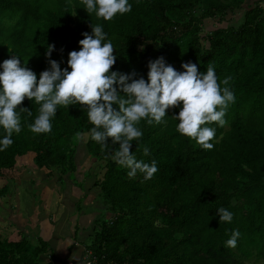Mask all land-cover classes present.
I'll return each instance as SVG.
<instances>
[{"label":"trees","instance_id":"16d2710c","mask_svg":"<svg viewBox=\"0 0 264 264\" xmlns=\"http://www.w3.org/2000/svg\"><path fill=\"white\" fill-rule=\"evenodd\" d=\"M128 3L131 11L106 21L87 13L82 0H0V64L15 55L39 79L50 67L45 53L53 45L50 59L63 70L69 52L80 50L83 33L92 34V26L99 25L106 33L102 43L110 41L114 48L111 71L135 72L136 79L147 80L149 62L160 57L177 71H184L181 65L187 62L201 73L211 65L218 82L231 77L228 87L235 97L223 127L204 125L215 129L213 148L179 134L172 116L180 107L168 109L163 123L141 120L137 127L142 136L131 142L137 161H155L158 171L150 180L139 171L130 178V169L111 158L118 144L109 139L105 148L91 139L94 125L86 107L57 106L52 130L37 134L29 125L40 105L25 98L16 109L21 131L0 151V175L20 166L18 157L30 152L33 166L64 182L65 174L71 178L80 167L83 144L91 167L103 170L100 179L94 178L101 206L87 246L101 263L245 264V259H264V0ZM207 20L215 21L213 28H207ZM4 136L0 127V139ZM8 191L6 184L0 197ZM219 208L233 214L230 223L220 222ZM233 230L240 233L237 245L226 247ZM29 236L23 233L18 241L0 236V264H52L44 263L54 257L48 242Z\"/></svg>","mask_w":264,"mask_h":264},{"label":"clouds","instance_id":"9594fccd","mask_svg":"<svg viewBox=\"0 0 264 264\" xmlns=\"http://www.w3.org/2000/svg\"><path fill=\"white\" fill-rule=\"evenodd\" d=\"M82 3L87 13L95 12L106 21L131 11L128 0H82ZM83 36L80 50L69 52L68 67L63 70L57 61L50 59L54 46L49 45L45 56L50 67L39 74V79L31 69L21 66V59L15 55L0 64V127L5 132L0 139V151L13 143L14 132L21 131L16 109L25 98L40 105L34 123L29 125L30 131L37 134L52 130L51 118L56 115L57 106L86 107L88 120L94 125L91 139L105 148L109 139L112 145L118 144L112 149L111 158L130 169L127 173L130 178L139 171L145 180H150L158 171L155 161L151 164L137 161L131 142L142 136L137 127L141 120L146 119L149 125L163 123L168 109L180 107L178 115L172 116L179 122L176 126L179 134L195 140L204 149L213 148L210 141L215 138V129L204 125H225L226 110L235 101L228 87L231 77L218 82L211 65L201 73L192 62L183 63L184 71H177L160 57L149 62L147 80L136 79L135 72L111 71L116 56L110 41L102 43L106 33L101 26H92V34L85 32ZM21 110L32 115L28 108ZM143 153L149 155V149L144 147ZM217 214L220 222L230 223L233 219L225 208H219ZM239 236V231L233 230L225 246L235 248Z\"/></svg>","mask_w":264,"mask_h":264},{"label":"crops","instance_id":"0c3cea01","mask_svg":"<svg viewBox=\"0 0 264 264\" xmlns=\"http://www.w3.org/2000/svg\"><path fill=\"white\" fill-rule=\"evenodd\" d=\"M252 1L253 0H250V2ZM23 157L24 156L18 157L17 162L19 163V165L21 164V162H25ZM26 168L29 167H13L5 169L2 175H0V188H2L6 184L8 185L9 179H16V174H21ZM32 168H35V170L40 169L38 167ZM46 175H48L47 172ZM48 176V179H46L45 177L43 179H46V181H42V183H40L43 195H47L49 191L50 194L51 191L53 192V189L51 188L54 187L55 183L51 182V180L53 181L54 179L52 178L54 177ZM80 179L84 180L83 175L80 177ZM90 181L86 183L87 188H89ZM68 183L69 185H72L70 182ZM74 188L77 189L80 187ZM48 189L51 190L48 191ZM87 190H85V192L83 191L84 194H86ZM8 197H10L9 191L5 196L0 197V236L3 239H7L8 241H18L23 233L33 232L34 235H39L48 242V244L50 245L52 256H54L50 259L45 260L44 263L51 261L52 264H86L85 248L87 246L80 244V242L88 239L90 234L93 232L95 220L94 215L88 213L86 214V212H77L76 210H72L69 213L67 212L68 210L64 212V209H62L61 213L57 216V213L52 210L53 207L51 206V203H47L48 209L52 208L51 210L53 216H46L45 214L47 213V211L45 210V206H43V211L40 210V212L42 211L41 214L43 216L40 213L38 214L37 211L39 210L35 208V212H33L36 215L31 214L29 217H24L21 214L20 210H15L16 207H14L13 203L14 199L12 198V200L9 202ZM43 200H46V197H43ZM74 204V207L76 208V202ZM26 225L31 227L30 232L26 229ZM32 226H35V228H33ZM78 236L80 237V242L77 241Z\"/></svg>","mask_w":264,"mask_h":264},{"label":"rangeland","instance_id":"374dc122","mask_svg":"<svg viewBox=\"0 0 264 264\" xmlns=\"http://www.w3.org/2000/svg\"><path fill=\"white\" fill-rule=\"evenodd\" d=\"M239 14L241 15L240 12ZM237 17L238 14H235L234 18L236 20ZM206 22L208 29L213 28V24H215V21L207 20ZM221 25H225V23ZM79 150L80 151L78 154L77 161L80 167H77V172L75 173V175L73 174L71 178H68V176L65 174L64 182L62 181L60 182L58 180L56 173L50 174V176L46 175V172L47 173L49 172L47 169L43 168L41 170L40 169L38 170L36 168L39 171L38 172L37 170H35V168H32V167H36V165L33 166V164H31L32 157L29 156L31 154L30 152L23 155L24 156L23 159L25 162H21L20 166L17 167H29V168L23 170L21 174L17 173L16 179L11 178L8 180V186L10 192V197H8V199L9 202L12 200V198L14 199L13 203H14V207H16L15 210L16 211L20 210L21 214L24 217H29L31 214L36 215L34 213L35 208L39 210L37 211V213L41 214V212L43 211L42 208L43 206H45V210L47 211V213L45 214L46 216L48 217L53 216L52 210L55 213H57L56 215L58 216L61 213L62 209H64V212L68 210L67 212L69 213L72 210H76L78 212L79 207L75 208L74 203L77 200L82 199L79 200L81 204H78L81 205L80 207L82 208L80 212L81 213L86 212V214L87 213L92 214L95 216L94 217L95 219L96 212L99 213L100 211L97 209V207L101 205L98 202V199L96 198L98 190L95 187V185L93 186V183L96 180V178L100 179V177H102L103 170H101L102 167H98L97 165L96 167H91L92 165H94V163H92V160L90 159V156L87 154L86 150L84 149L83 144H80ZM100 170H101L100 174H97V172H99ZM82 175L84 180L80 179ZM47 176L54 177L52 178L54 180L53 181L51 180V182H54L55 184L54 187L51 188L53 189V192L51 191V194L49 191L51 189H48L49 192L47 193V195L46 194L43 195L40 183H42V181H46V179H48ZM44 177L46 178L45 180H43ZM88 181H90V185L87 190L86 183ZM68 182H70L72 185H69ZM74 187H80V188L75 189ZM85 190H87L86 194H88V196L84 194ZM83 195L85 196V198ZM43 197H46V200H43ZM47 203L49 204L51 203V206L53 207V209L51 208L52 210L48 209ZM63 205H65L66 207ZM40 210L42 211L40 212ZM0 211H1V207H0ZM32 227L35 228V226ZM26 229L29 232L31 231V227L28 225H26ZM28 234L30 235L29 240L35 239L34 236L36 235H34L33 232ZM77 241L80 242L79 236L77 237ZM80 244H83L84 246H88L90 244V239H85L84 241H81ZM85 250L86 251L88 250L87 247L85 248ZM245 264H264V259H257V258L245 259Z\"/></svg>","mask_w":264,"mask_h":264},{"label":"built area","instance_id":"2783aa9c","mask_svg":"<svg viewBox=\"0 0 264 264\" xmlns=\"http://www.w3.org/2000/svg\"><path fill=\"white\" fill-rule=\"evenodd\" d=\"M92 255L91 250L86 251V264H103L96 256L92 257Z\"/></svg>","mask_w":264,"mask_h":264}]
</instances>
